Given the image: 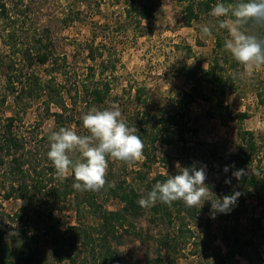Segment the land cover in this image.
Masks as SVG:
<instances>
[{
    "label": "trees",
    "instance_id": "trees-1",
    "mask_svg": "<svg viewBox=\"0 0 264 264\" xmlns=\"http://www.w3.org/2000/svg\"><path fill=\"white\" fill-rule=\"evenodd\" d=\"M168 1L184 5L183 20L187 26L210 14L217 3L247 2ZM36 4L37 0H0V82H3V86L0 85V107L10 105V101L15 110L14 115L0 118V264H124L118 247L128 236H134L143 245H149L151 241L157 243L156 255L146 254L144 264H171L170 255L189 245L195 246L197 251L195 241L198 235L190 225L200 214L198 207H187L183 201H175L170 206L157 201L150 208H143L138 203L155 183L166 181L181 168L195 167L198 170L196 163L208 161L223 171L225 167L234 172L244 170L245 174L235 181L234 187L240 193L237 200L242 203L250 198L263 201L264 167L261 164L264 156L258 161L259 165L253 167L254 157H259L263 148L252 132L244 131L242 145L236 153L229 155L219 154L209 144L192 146L188 138L189 133L197 132L191 126L189 109L192 104L208 101L219 113L226 109L225 99L234 80L224 76L225 69L235 61L227 53L225 40L220 36L216 38L215 58L209 70L199 67L189 72L193 81L190 91L171 98L153 113L146 110L125 114L124 120L129 127L136 128V134L144 143L143 163L139 169L116 181L110 175L106 178L105 188L100 191L74 189L72 175L64 180L58 179L47 157L50 132L61 127L78 126L81 123L76 118L79 106L88 112L93 107L109 109L117 101L111 94L119 62L117 52L110 46L111 25L93 21L91 17L100 14L103 5L121 6L119 20L123 21L119 22L120 30L140 29L144 21L154 17L158 2L68 0L64 8L59 7L54 15L56 23L69 28L90 21L92 27L91 41L73 42L77 53L81 50L92 62L80 82L66 80L67 60L57 52L51 27L34 21ZM255 28L264 29L251 21L246 25L247 32ZM37 66L46 68L47 78L36 74ZM68 84H73L74 89L67 90ZM40 99L45 100L48 110L51 106L57 109L53 114L55 126L50 132H44L40 124L25 125L22 120V113ZM137 101H142V91H139ZM248 118L247 113H241L237 119L243 122ZM178 144L182 145L179 171L153 177L152 170L159 159L155 153L158 148ZM228 185L225 191L222 184L209 183L207 186L222 189V193L230 195L232 188ZM10 201L20 203L15 212H8L3 206L4 202ZM110 201L117 202L120 208L110 210L107 207ZM67 205L76 210L77 224L62 232L56 212ZM87 214L94 219V225L88 226L84 222L83 217ZM145 216L149 217V225L156 229L163 227L165 231L159 229L160 234L152 236L148 231L139 230L131 221ZM223 241L228 245V252L224 256L219 252L217 264H227L236 257L246 256L239 239H232L225 232Z\"/></svg>",
    "mask_w": 264,
    "mask_h": 264
},
{
    "label": "rangeland",
    "instance_id": "rangeland-1",
    "mask_svg": "<svg viewBox=\"0 0 264 264\" xmlns=\"http://www.w3.org/2000/svg\"><path fill=\"white\" fill-rule=\"evenodd\" d=\"M67 1L37 0L34 21L41 26L51 27L57 52L67 60L66 80L80 82L92 62L86 59V53H82L81 50L77 53V47H73V42L91 41L92 27L89 25L90 21L85 24L76 23L69 28L55 22L54 15L57 14L59 7L66 6ZM155 1L158 2V7L154 17L144 21L140 29L120 30L119 22L123 21V19L119 20V16L122 15L121 6L103 5L102 12L91 17L93 21L111 25L110 46L117 52L116 58L119 62L114 72L111 92L112 97L117 101L109 109L118 106L122 119L125 118V114L128 116L146 110L153 113L171 98L190 91L193 81L189 72L199 67L202 70H209L215 58L217 36L224 38L225 41L230 38L228 30L219 28L218 18L213 17L211 13L187 26L183 20V4L168 0ZM82 10H85V7H82ZM202 25L211 28V35L205 36L201 33ZM261 30L255 28L248 33L264 39V29ZM227 53L233 58L229 51ZM225 71L224 76L232 77L234 80L230 83L231 87L225 99L226 109L219 113L208 101L200 100L192 104L189 109L191 126L197 132L193 135L189 133L188 138L192 146L199 147L198 143L209 144L215 147L219 154L229 155L236 153L242 145V133L252 132L256 142L263 148L260 149L259 157H254L253 167H257L258 161L264 156V68L249 76L243 66L235 61L229 64ZM35 72L40 78H47L45 67L37 66ZM57 78L62 79L58 75ZM0 85L3 86L2 81ZM68 85L67 90L74 89L73 84ZM205 90L208 91L207 85ZM139 91H142L141 102L137 101ZM44 102V99L35 101L26 112L22 113V120L25 125L40 124L44 132H50L55 126L53 114L57 109L51 106L48 110ZM9 104L0 107V118L4 119L15 114L10 101ZM76 113V118L81 123L70 128L78 135H88L82 123V116L87 112L79 106ZM241 113H247L249 118L239 122L237 118ZM181 147L182 145L178 144L158 148L155 153L159 159L153 167V177L179 171ZM164 159L167 162L163 161ZM142 163L143 157L131 165L108 158L106 178L110 175L113 176L114 181L126 178L132 170L139 169ZM196 166L198 169L206 166V185L222 184L225 191V187H229L230 184L232 188L230 195L237 192L234 187L236 181L234 171L220 170L218 166L208 161L196 163ZM261 166L264 167V162ZM226 181L230 182L226 183ZM210 190L212 199L225 196L221 192L222 189L210 188ZM3 206L6 211L15 212L20 203L4 202ZM107 207L110 210L120 208L115 201L107 203ZM198 208L201 210L200 214L190 225L198 235L195 241L197 251L195 246L189 245L185 250L170 255L171 264H217L219 252L222 256L228 252V245L223 241L225 232L232 239H239L246 252V256L236 257L227 261V264H264V199L261 201L258 198H250L244 203L237 200L230 212L216 213L215 218L210 215L211 201H205L203 206ZM56 214L61 220L62 232L77 224L76 210L69 205L57 209ZM148 219L149 217L145 216L131 221L139 230L148 231L152 236L160 234L159 229L165 231L163 227L156 229L149 225ZM83 220L88 226L95 224L89 214L83 217ZM157 247L155 241L143 245L134 236H128L118 249L125 260L124 264H144L146 254L155 256Z\"/></svg>",
    "mask_w": 264,
    "mask_h": 264
},
{
    "label": "clouds",
    "instance_id": "clouds-1",
    "mask_svg": "<svg viewBox=\"0 0 264 264\" xmlns=\"http://www.w3.org/2000/svg\"><path fill=\"white\" fill-rule=\"evenodd\" d=\"M211 15L218 18L219 28L228 30L230 38L225 41L224 47L246 73L251 76L264 68V39L246 31L249 21L264 27V0L227 5L217 3ZM201 33L211 35V28L202 25ZM82 123L88 135H78L66 127L50 132L47 157L58 179L64 180L72 175L74 189L100 191L107 184L108 158L128 165L134 164L143 157L144 143L136 134V128L129 127L122 119L118 106L103 110L93 107L82 116ZM77 153L78 157L73 158ZM205 167L198 170L195 167L181 168L178 174L169 176L166 181L155 183L147 196L138 201L139 205L150 208L157 201L169 206L175 201H183L187 207L201 208L205 201H211L212 218H215L216 213L227 214L236 204L240 193L212 199V192L205 183ZM224 171H228V168L225 167ZM244 174L242 169L234 172L237 179Z\"/></svg>",
    "mask_w": 264,
    "mask_h": 264
}]
</instances>
